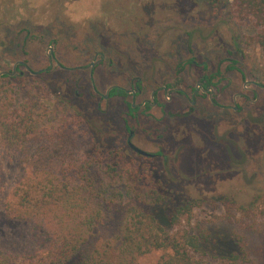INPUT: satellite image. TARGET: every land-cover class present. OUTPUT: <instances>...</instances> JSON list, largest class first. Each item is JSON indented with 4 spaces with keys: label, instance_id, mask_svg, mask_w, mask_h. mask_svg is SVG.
Returning <instances> with one entry per match:
<instances>
[{
    "label": "rangeland",
    "instance_id": "374dc122",
    "mask_svg": "<svg viewBox=\"0 0 264 264\" xmlns=\"http://www.w3.org/2000/svg\"><path fill=\"white\" fill-rule=\"evenodd\" d=\"M232 3L0 0V72L12 71L20 60L33 71H42L32 75L22 67V77H0V97L20 99L30 90H42L47 115L43 121L50 128L69 124L72 135L79 132L87 142L96 140L104 153L122 150L146 167L152 180H161L173 197L171 203L200 202L196 216L213 220L205 224L208 239L202 247L211 264H223L222 258L237 252L233 239L237 234L247 242L249 264H264V201H260L264 199V51L252 44L257 33L253 24L233 18ZM96 50L104 55L102 62L101 55L94 56ZM52 54L54 67L47 71ZM191 59L195 60L192 67ZM94 63L92 76L89 70L68 71L58 66L72 69ZM208 73L218 74L214 82L220 91L215 97L239 107L224 111L206 100L213 121H190L195 116L161 123L125 121L121 99H103L111 86L132 89L138 79H143L149 97L150 87L178 81L190 88ZM237 94L242 96L234 102ZM141 95L129 97L127 102L140 103L145 93ZM177 100L167 107L169 111L179 104L189 106ZM130 131L135 133L132 142L137 147L150 153L162 150L168 163L162 157L148 159L133 153L128 145ZM18 159L14 152L0 148V168L8 192L21 171ZM254 200L260 210L250 218L237 213L226 218L225 203L248 206ZM116 207L100 237L109 226H116L120 218ZM169 212L165 206L161 208L163 218ZM185 225L183 220L180 229ZM25 232L22 224L0 215L2 246L16 250L21 243L17 238ZM160 256L153 254L141 263L155 264Z\"/></svg>",
    "mask_w": 264,
    "mask_h": 264
},
{
    "label": "trees",
    "instance_id": "16d2710c",
    "mask_svg": "<svg viewBox=\"0 0 264 264\" xmlns=\"http://www.w3.org/2000/svg\"><path fill=\"white\" fill-rule=\"evenodd\" d=\"M232 15L253 24L252 44L264 51V0H233ZM115 95L127 96L113 90ZM42 101V90L0 97V148L17 154L21 168L9 192L0 168V215L26 228L16 250L0 244V264H142L157 253L155 264H211L202 247L205 224L213 220L196 216L200 202L171 203L161 180H152L122 150L104 153L96 140L72 135L69 124L50 128ZM114 206L120 218L100 237ZM164 206L170 211L165 218ZM224 207L227 219L260 210L258 200ZM233 239L238 250L222 263H251L245 238Z\"/></svg>",
    "mask_w": 264,
    "mask_h": 264
},
{
    "label": "flooded vegetation",
    "instance_id": "af4514ba",
    "mask_svg": "<svg viewBox=\"0 0 264 264\" xmlns=\"http://www.w3.org/2000/svg\"><path fill=\"white\" fill-rule=\"evenodd\" d=\"M49 50L52 48L49 47ZM101 55L102 59L99 62H102L104 59V55L101 54L99 51L94 52V56ZM54 55H50L49 62L50 66L47 69V71H51L53 69L54 65ZM195 60L191 59L189 60V64L192 67ZM95 65L91 64L90 66H77L74 68H66L58 64V66L62 70H68V71H86L89 70L90 75L92 76L94 74ZM22 67H26V71L32 75H39L42 71H33V69L28 65L25 61H17L15 65L12 68V71L4 72L5 74L0 77H10L14 78L16 76H24L25 72L20 71ZM177 67L179 68L180 65L178 64ZM183 71V68L181 69V72ZM181 72H179L181 74ZM2 73V72H0ZM218 75V74H217ZM215 74L208 73L207 75H203L199 80L196 81V85L192 87H182L180 86L181 83L178 81H175L173 84H167L161 87H150V96L147 97L146 94H148L149 90L146 89L145 83L143 79H138L134 83V87L132 89H126L119 85L111 86L108 90L106 95L103 97L104 100H107L111 97H119L121 99V102L123 105H125L126 110V116L127 119L125 121H157L161 123V121H168V118H170L172 121H186L192 118V116H195L190 121H213V119L210 117V113L207 109L206 100H208L211 105L214 108L223 109L224 111H230V110H237L238 106H231L225 102H221L218 100V98L215 97L217 90H219V86L215 84L214 78L217 76ZM175 80H178V76L174 77ZM264 88V85H261ZM149 87V86H148ZM249 89V88H247ZM113 90H119L123 91L127 94L126 97L121 95H115L111 96V92ZM250 92H253L252 89H249ZM220 91V90H219ZM224 92H226V88L223 89ZM142 93H145L144 98L141 100L140 103H129L127 102V98L132 97L133 99H138L139 97H142ZM160 95L166 98L165 101H162L160 98ZM176 96V99L174 97ZM241 94H237L234 96V102L237 100L238 97H241ZM255 96L258 98V93L255 94ZM179 99L183 103H187L189 106L184 107V105L179 104L180 106L173 110H168L167 107L169 105H175ZM169 101V102H168ZM131 107V108H130ZM187 110V111H185ZM197 112H200L197 113ZM222 121H226L223 119ZM157 123V124H159ZM203 125V124H202ZM160 138H162V132H160ZM135 136V133L133 131H130L129 134V140L128 145L130 150L133 153H136L139 156L148 158V159H156V158H163L164 163H168L167 156H165L160 150L157 153H150L147 152L139 147H137L133 142V138ZM132 145L147 152L148 154L152 156H143L141 154H138L133 148Z\"/></svg>",
    "mask_w": 264,
    "mask_h": 264
},
{
    "label": "water",
    "instance_id": "95a60500",
    "mask_svg": "<svg viewBox=\"0 0 264 264\" xmlns=\"http://www.w3.org/2000/svg\"><path fill=\"white\" fill-rule=\"evenodd\" d=\"M4 74H5V73L2 72V73H0V76H2V75H4ZM132 148H133L138 154H141V155H143V156H152V155L148 154L147 152H145V151H143V150H141V149H139V148H137V147H135V146H133V145H132Z\"/></svg>",
    "mask_w": 264,
    "mask_h": 264
}]
</instances>
